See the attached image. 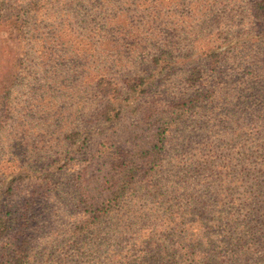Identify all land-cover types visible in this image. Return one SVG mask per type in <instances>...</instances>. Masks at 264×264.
Listing matches in <instances>:
<instances>
[{
    "label": "trees",
    "instance_id": "1",
    "mask_svg": "<svg viewBox=\"0 0 264 264\" xmlns=\"http://www.w3.org/2000/svg\"><path fill=\"white\" fill-rule=\"evenodd\" d=\"M96 3L99 28L92 32L96 37L94 42L90 35L78 33L66 21L54 28L50 22V26L41 30L42 16L30 7L26 17L11 16L8 22L0 15V59L18 52L19 40L28 34L31 19L37 15L29 38L38 47L41 65L53 67L52 73L66 72L71 81L67 83L70 104L61 138L68 160L65 166L68 169L74 166L76 152L72 147L76 144V151L80 152L95 137L100 141L98 152L85 160L79 173L77 198L82 221L72 231L76 242L83 241L81 249L89 256L88 264H264L262 108L251 119L239 112L223 119V125L228 124L233 132L227 138V145L220 148L229 147L232 157L236 150L238 158L221 154L210 159L203 155L199 161V155L193 153L194 161L174 158L170 162L177 171L188 163L187 181L192 184L191 179L198 180L195 186H203L204 192L197 195L192 192L186 207L171 205L173 210L168 207L169 215L159 219L161 224L156 231L143 225L146 214L129 204L134 201L132 198L120 205L138 182L155 181L169 134L175 133L178 137L175 143L180 145L191 143L194 138L212 140L214 128L210 120L215 116H209L205 124L185 126L186 116L202 106H207L208 111L210 107H231L238 90L230 88V84L237 76L241 87L259 81L258 74L241 76L230 72L239 65V56L231 53V48L223 47L226 38L222 35L237 21L264 24V0H97ZM127 5L134 6L136 14L130 16L124 12L122 6ZM48 27L51 29L47 30ZM262 34L264 31L260 30L256 38L261 40ZM63 44L66 47L61 49ZM66 48L69 52L62 60L60 55ZM184 49L194 52L196 59L191 64L183 60V64L187 63L185 89L172 90L174 96L167 104L159 102L158 95L150 98L153 87H165L173 77L172 72L181 61L179 53ZM226 61L230 64L224 78L230 82L220 85L217 79L223 76ZM76 64L79 70L69 69ZM9 69L10 72L17 69L13 60L5 73ZM9 79L0 81L1 89L6 88ZM224 92L229 94L228 100L220 102ZM82 94L91 105L90 113L83 116L78 112L83 107H79ZM130 99L136 103L132 110L128 105ZM143 99L152 101L138 105ZM238 99L240 107L264 105L255 104V97ZM263 99L256 97L258 102ZM246 110L243 108L241 112ZM59 111L63 110L48 113L54 118ZM87 126L96 132L89 133ZM120 129L123 130L119 132ZM245 130H249L247 135ZM203 177L206 181H201ZM19 180L22 179L15 181ZM6 191L11 193L12 186H7ZM189 215L196 219L188 224L193 228L191 231L187 227ZM105 225L96 234V229ZM9 228L7 216L0 213V246L3 245L0 264H32L29 237L14 236L13 250H6L8 243L4 240L8 238ZM169 230L174 231L170 236L175 235L169 243H177V248L165 241ZM221 230L222 234H215ZM156 251L162 254V262L153 259L152 253ZM74 264L80 262L75 260Z\"/></svg>",
    "mask_w": 264,
    "mask_h": 264
},
{
    "label": "rangeland",
    "instance_id": "2",
    "mask_svg": "<svg viewBox=\"0 0 264 264\" xmlns=\"http://www.w3.org/2000/svg\"><path fill=\"white\" fill-rule=\"evenodd\" d=\"M70 1L1 0L0 15L4 21L8 22L11 16L26 17L27 9L30 7L36 9L42 16L39 19L44 21L41 30L50 26V22L54 24V28L66 21L73 25L78 33L86 32L94 42L96 37L92 32L99 28L95 15L99 8L96 5L97 0H73V3L69 5ZM122 8L130 16L136 14L134 6L127 5ZM36 17L37 15L31 19L32 23L29 24V29L27 28L28 34L19 40L16 46L18 52L14 56L8 53L0 59V81L10 77L7 86H4L6 88L0 87V213L7 216L10 226L7 231L8 238L4 242L8 243L6 250L11 252L16 244L14 236L29 237L32 264H74L75 260H78L80 264H88L89 256H85L81 249L83 241L76 242L72 238V231L82 221V209L77 198L79 173L86 164L85 160L98 152L100 141L95 137L94 142H91L92 145L84 147L80 152L76 151V144L72 147V151L76 152L74 157L78 161L75 160L74 166L70 169L65 166L68 160H65L66 153L63 151L65 148L61 138L64 133L62 127L67 116L66 108L70 104L67 83L71 81H68L66 72L58 73L55 70L52 73L53 67L49 69L41 65L42 59L39 58L38 47L29 38L31 27L36 25L34 23ZM172 18L176 19V17ZM50 29L51 27L47 28V30ZM260 30L264 31V24L237 21L225 29V32L223 31L222 38H226L223 47L231 48V53H236L240 61L239 65L233 67L234 71L230 72L241 76L242 74L248 76L258 74L259 81L254 80L251 86L241 87V81L237 76L230 84V88L238 90L236 98L230 102L231 107H210L208 111L207 106H202L186 116L185 126L196 122L205 124L209 116H215L213 120H210L214 128L212 140L208 142L204 137L194 138L191 143L180 145L175 143L178 139L174 136L175 133L169 134L163 163L156 168L155 181L138 182L133 192H129L121 202L120 205H124L131 198L134 200L129 204H134L137 209L141 208L144 211L147 220L143 225L146 229L152 226V231H156L157 225L161 224L159 219L169 215L168 207L171 210H173L171 205L177 208L179 205L186 207L190 204L192 192L195 195L200 194L201 191L204 192L203 186H195L198 180L191 179L192 184L187 181L189 179L185 171L189 167L188 163L183 164L179 171L172 168L170 162L174 158L194 161L196 157L193 158L192 154L196 153L200 157L199 161H202L203 155L214 159L221 154H229V158L236 159L238 158L236 150L233 151L232 157L229 147L220 148L227 145V138L233 132L228 124L223 125L225 116H234L239 112L251 119L254 116L257 117L258 108H262L261 120L264 122V105L240 107L242 104L238 103L240 97L244 100L255 97V104H264V99L261 102L256 100L258 96L264 97V38L261 40L256 38ZM244 31L250 32L242 34ZM63 47L65 48L66 45H60L61 49ZM184 51L179 53V61L180 59L181 61L176 71L172 72L173 77L165 83V87H153L154 94L150 98L154 99L158 95L159 102L167 104L174 96L170 93L172 90L177 91L179 87L182 90L185 89L187 63L183 64V60L191 64L196 59L193 57L194 52H188L186 49ZM63 52L60 55L62 60L64 59L62 56L68 54L69 49H63ZM12 60L17 69L10 72L12 67L9 66V72L5 73ZM228 64L230 63L226 61V65L222 68L223 76L217 79L220 85L230 82L224 78L228 73ZM71 68H73L72 71L79 70L77 64L69 67L70 70ZM224 93L226 94L220 97V102L228 100L229 94ZM80 97L82 103L79 107H83L78 112L83 116L85 112L90 113L91 105L85 101V94ZM151 101V99H143V102L138 105ZM134 104H136L134 100L130 99L128 103L129 107L132 106L130 110L135 107ZM243 108H247L244 113L241 112ZM54 109L63 111H59V114L52 118L50 115ZM87 127L90 128L89 133L96 132L91 126ZM122 130L120 129L119 132ZM234 132L238 133L237 130ZM244 132L247 135L249 130ZM174 146H178L179 149L176 150ZM244 153L245 151H242V154ZM212 165L214 167V163ZM176 176L177 178H174ZM20 178L22 180L15 181ZM203 180L206 181V178L203 177L201 181ZM7 186H12L11 193L6 191ZM208 193L210 194V190ZM195 220L191 215L187 220V227L189 228L188 224L191 225ZM105 227L106 225L99 230L97 228L96 234ZM189 229L191 231L193 228ZM173 233V230H169L167 233L169 237L165 241L168 242L167 245L177 248V243H169V240L175 237V235L170 236ZM222 233L223 230L215 232L216 235ZM188 235L190 239L191 235ZM99 237L97 235V239H100ZM2 246H0V252ZM152 256L153 259L161 260L162 254L156 251L152 253ZM168 262H171V259Z\"/></svg>",
    "mask_w": 264,
    "mask_h": 264
}]
</instances>
